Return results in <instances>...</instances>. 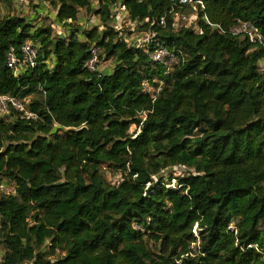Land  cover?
Segmentation results:
<instances>
[{
  "label": "trees",
  "instance_id": "16d2710c",
  "mask_svg": "<svg viewBox=\"0 0 264 264\" xmlns=\"http://www.w3.org/2000/svg\"><path fill=\"white\" fill-rule=\"evenodd\" d=\"M15 1L48 4L65 33L0 0V95L36 116L0 117V182L16 184L0 264H264V49L229 33L240 20L264 36V0ZM133 33L174 56L169 72ZM27 40L36 67L14 76L6 55ZM93 47L108 74L84 68Z\"/></svg>",
  "mask_w": 264,
  "mask_h": 264
},
{
  "label": "built area",
  "instance_id": "2783aa9c",
  "mask_svg": "<svg viewBox=\"0 0 264 264\" xmlns=\"http://www.w3.org/2000/svg\"><path fill=\"white\" fill-rule=\"evenodd\" d=\"M173 4H178L179 6H188L193 4L194 0H169ZM202 5L200 1H196ZM178 15V14H176ZM184 18V17H183ZM159 25L164 26V18H160ZM229 33L232 36H242L247 38L251 43L261 46L264 49V36L259 33V31L247 21L238 20L236 24L230 28ZM140 48H144L150 59L154 62L164 64L167 66V72L170 71V66L174 60V56L169 53L166 48L160 42H152V36L150 34L143 35L142 42L139 45ZM37 54L38 50L36 45L31 41H25L19 50L11 47L6 55V65L12 71L14 76H18L24 72L32 70L37 64ZM99 64V49L93 47L90 50V57L86 61L84 68L95 71L97 70ZM144 91L148 93H155V90L150 87L147 82L143 83ZM158 92V90H157ZM10 110H14L19 113L21 118L26 119H36V116L28 112L25 108V104L17 100L14 97L8 95H0V117L5 118L9 115ZM168 187L173 188L174 185L170 184ZM0 195L5 196H15L16 195V184L13 181L4 180L0 182ZM195 232V230H194ZM194 247V244L192 245ZM251 247V246H250ZM253 248H256L253 246ZM262 254V259L264 260V252Z\"/></svg>",
  "mask_w": 264,
  "mask_h": 264
},
{
  "label": "rangeland",
  "instance_id": "374dc122",
  "mask_svg": "<svg viewBox=\"0 0 264 264\" xmlns=\"http://www.w3.org/2000/svg\"><path fill=\"white\" fill-rule=\"evenodd\" d=\"M2 5V4H0ZM11 7L13 8V11L20 15L23 16L29 20L33 21L34 25H40L43 22H46L47 24H50L51 27L53 28L54 32L58 35L60 34H64L65 33V29L63 28V26L61 24H59L56 21V12L55 10L50 7L48 4H40L36 9L32 10L30 7L27 8V5L25 2H21V1H15L13 0V3L11 5ZM4 8V9H3ZM0 7V11L5 12L7 10L6 7ZM11 8V9H12ZM117 12V16L115 18V23L117 28L122 29L123 30H127V28L130 29V34L133 32L132 30L135 29L134 25H129L126 18H125V13H123V11H121L120 9L116 10ZM184 17V18H183ZM195 16H191V14L188 15H183V14H178L175 16V26L178 27L182 24H189L190 21L194 22ZM80 22L83 24V26L85 27V29H89L95 25H99V20L97 17H95L94 15H90L85 16V15H80ZM101 29V27L99 28V30ZM132 31V32H131ZM130 34L125 35L127 42H129L130 44H135V45H140L142 42V34H134L132 36H130ZM175 61V59L172 61L171 64H173ZM261 68L264 69V62L261 63ZM111 69V63L110 62H105L102 61L98 64V70L104 74H108L109 71ZM152 94H154L152 92ZM135 131V127L132 126L130 129V132L133 133ZM103 172L105 173V177L107 179V181H109L110 183H116L118 180H120L119 176H113L112 173L110 172V170L108 168H104ZM186 174V170L181 168V167H175L173 169L167 170L166 172L163 173V176L165 178H168L169 176L172 177H180ZM176 185L175 181L172 180L171 185ZM3 250L0 249V261L2 259L3 256Z\"/></svg>",
  "mask_w": 264,
  "mask_h": 264
},
{
  "label": "crops",
  "instance_id": "0c3cea01",
  "mask_svg": "<svg viewBox=\"0 0 264 264\" xmlns=\"http://www.w3.org/2000/svg\"><path fill=\"white\" fill-rule=\"evenodd\" d=\"M260 66H261V64H260ZM110 72V71H109Z\"/></svg>",
  "mask_w": 264,
  "mask_h": 264
}]
</instances>
